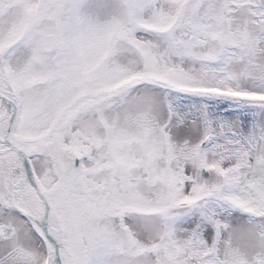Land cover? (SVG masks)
Returning <instances> with one entry per match:
<instances>
[{"label":"snow or ice","instance_id":"6c2138e0","mask_svg":"<svg viewBox=\"0 0 264 264\" xmlns=\"http://www.w3.org/2000/svg\"><path fill=\"white\" fill-rule=\"evenodd\" d=\"M0 264H264V0H0Z\"/></svg>","mask_w":264,"mask_h":264}]
</instances>
